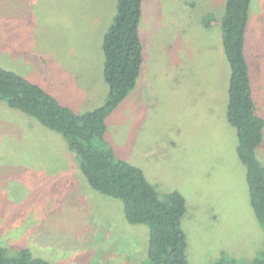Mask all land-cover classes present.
I'll list each match as a JSON object with an SVG mask.
<instances>
[{
	"label": "rangeland",
	"instance_id": "obj_1",
	"mask_svg": "<svg viewBox=\"0 0 264 264\" xmlns=\"http://www.w3.org/2000/svg\"><path fill=\"white\" fill-rule=\"evenodd\" d=\"M226 1L144 0L141 74L106 121L118 160L141 169L161 197H185L189 264H214L223 254L251 264L264 251V227L226 117ZM253 1L246 53L264 109V0ZM117 5L0 0V67L78 114L103 106V41ZM257 152L264 162V144ZM78 163L60 134L0 101V244L31 248L53 264H142L148 227L128 223L122 200L93 189ZM9 218L13 237L4 228Z\"/></svg>",
	"mask_w": 264,
	"mask_h": 264
},
{
	"label": "trees",
	"instance_id": "obj_2",
	"mask_svg": "<svg viewBox=\"0 0 264 264\" xmlns=\"http://www.w3.org/2000/svg\"><path fill=\"white\" fill-rule=\"evenodd\" d=\"M143 1L118 0L117 14L105 34L103 76L109 93L103 106L78 114L40 86L1 67L0 101L60 134L79 158V169L91 187L122 200L128 223L148 227V253L142 264H189L188 239L182 226L188 211L185 197L178 191L161 197L141 169L116 158L105 139L108 116L136 88L141 74ZM253 7V0H227L220 25L230 66L226 117L237 133L236 151L246 168L251 206L264 227V162L257 152L264 144V117L260 116L264 109L254 97L253 67L246 53ZM4 228L16 235L13 219ZM30 249L0 244V264H53ZM214 264L240 262L223 254ZM251 264H264V251Z\"/></svg>",
	"mask_w": 264,
	"mask_h": 264
},
{
	"label": "crops",
	"instance_id": "obj_3",
	"mask_svg": "<svg viewBox=\"0 0 264 264\" xmlns=\"http://www.w3.org/2000/svg\"><path fill=\"white\" fill-rule=\"evenodd\" d=\"M103 69H104V67H103ZM104 77V76H103ZM105 81V80H104ZM91 93V92H90ZM87 113V112H86Z\"/></svg>",
	"mask_w": 264,
	"mask_h": 264
}]
</instances>
